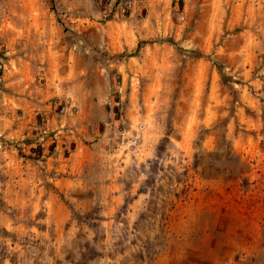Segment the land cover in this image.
I'll return each instance as SVG.
<instances>
[{
	"label": "rangeland",
	"instance_id": "obj_1",
	"mask_svg": "<svg viewBox=\"0 0 264 264\" xmlns=\"http://www.w3.org/2000/svg\"><path fill=\"white\" fill-rule=\"evenodd\" d=\"M256 36L264 0H0V117L37 126L0 134V264H264Z\"/></svg>",
	"mask_w": 264,
	"mask_h": 264
},
{
	"label": "crops",
	"instance_id": "obj_2",
	"mask_svg": "<svg viewBox=\"0 0 264 264\" xmlns=\"http://www.w3.org/2000/svg\"><path fill=\"white\" fill-rule=\"evenodd\" d=\"M264 41V37L256 36L254 38V44L259 48ZM250 68H245L242 72L244 78L242 79L244 83L238 84V94L237 100L233 101V106L237 107L235 114L233 113L231 117H240V121L245 124L247 128H257L259 125L258 117H263L264 108L262 105V100L264 96V77L259 76V74L251 73ZM260 73V72H259ZM235 78H237L235 76ZM214 83L212 87V93L214 95L215 103H212L211 117H218L222 114L227 115V104L228 98L227 88L218 82V77L214 78ZM262 99V100H261ZM225 109L224 113H221L220 109ZM246 111H248L246 113ZM17 117H0V134L4 137H13L17 139L29 136L36 130V117H18L19 121L16 123ZM260 128V125L258 126ZM30 150V149H29Z\"/></svg>",
	"mask_w": 264,
	"mask_h": 264
},
{
	"label": "trees",
	"instance_id": "obj_3",
	"mask_svg": "<svg viewBox=\"0 0 264 264\" xmlns=\"http://www.w3.org/2000/svg\"><path fill=\"white\" fill-rule=\"evenodd\" d=\"M30 142H31V139H26V143L27 144H30ZM30 150L32 151V150H34V148L32 147ZM20 153L21 154H24L23 151H22V149H21ZM39 153L42 154V151H40Z\"/></svg>",
	"mask_w": 264,
	"mask_h": 264
}]
</instances>
